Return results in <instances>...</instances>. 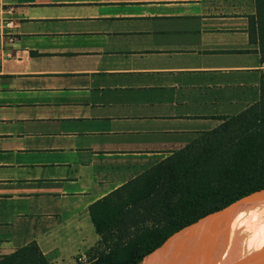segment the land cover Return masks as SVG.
Listing matches in <instances>:
<instances>
[{
	"label": "crops",
	"instance_id": "crops-1",
	"mask_svg": "<svg viewBox=\"0 0 264 264\" xmlns=\"http://www.w3.org/2000/svg\"><path fill=\"white\" fill-rule=\"evenodd\" d=\"M255 14V0H0V257L36 241L52 264H85L93 202L258 102Z\"/></svg>",
	"mask_w": 264,
	"mask_h": 264
},
{
	"label": "trees",
	"instance_id": "trees-1",
	"mask_svg": "<svg viewBox=\"0 0 264 264\" xmlns=\"http://www.w3.org/2000/svg\"><path fill=\"white\" fill-rule=\"evenodd\" d=\"M255 1L249 34L264 62V0ZM219 118V126L90 205L100 239L85 264H140L177 231L264 188V74L258 102ZM0 264L52 263L31 241Z\"/></svg>",
	"mask_w": 264,
	"mask_h": 264
},
{
	"label": "bare ground",
	"instance_id": "bare-ground-1",
	"mask_svg": "<svg viewBox=\"0 0 264 264\" xmlns=\"http://www.w3.org/2000/svg\"><path fill=\"white\" fill-rule=\"evenodd\" d=\"M263 239L264 189L177 231L140 264H232Z\"/></svg>",
	"mask_w": 264,
	"mask_h": 264
},
{
	"label": "water",
	"instance_id": "water-1",
	"mask_svg": "<svg viewBox=\"0 0 264 264\" xmlns=\"http://www.w3.org/2000/svg\"><path fill=\"white\" fill-rule=\"evenodd\" d=\"M244 249L245 250L232 264H263L262 262L264 261V239L262 241H259L258 243L251 244L250 246Z\"/></svg>",
	"mask_w": 264,
	"mask_h": 264
},
{
	"label": "rangeland",
	"instance_id": "rangeland-1",
	"mask_svg": "<svg viewBox=\"0 0 264 264\" xmlns=\"http://www.w3.org/2000/svg\"><path fill=\"white\" fill-rule=\"evenodd\" d=\"M210 93H220V92H222L223 90H220V89H210V90H208ZM209 110H214V111H216V110H222V111H235L236 110V107H220V106H216V107H209L208 108V111ZM234 113H237V111L236 112H233L232 114H234ZM214 124H216V122L214 121V119L213 118H202V119H200L199 121H197L195 124H193V125H197V126H200V128H202V129H205V128H209V127H211V126H213ZM199 135V134H198ZM213 232H214V230L212 231V234H211V237H209V240H211V238H212V235H213ZM207 241V243H209L210 241ZM206 243V244H207ZM205 244V245H206ZM86 259L87 258H85V260H84V262L86 261Z\"/></svg>",
	"mask_w": 264,
	"mask_h": 264
},
{
	"label": "built area",
	"instance_id": "built-area-1",
	"mask_svg": "<svg viewBox=\"0 0 264 264\" xmlns=\"http://www.w3.org/2000/svg\"><path fill=\"white\" fill-rule=\"evenodd\" d=\"M262 69H263V71H264V62L262 63Z\"/></svg>",
	"mask_w": 264,
	"mask_h": 264
}]
</instances>
